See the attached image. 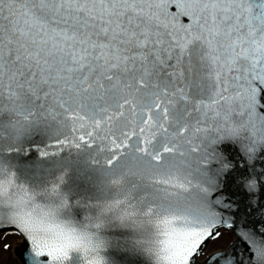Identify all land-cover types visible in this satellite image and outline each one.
Instances as JSON below:
<instances>
[{"label": "water", "instance_id": "1", "mask_svg": "<svg viewBox=\"0 0 264 264\" xmlns=\"http://www.w3.org/2000/svg\"><path fill=\"white\" fill-rule=\"evenodd\" d=\"M147 206L177 208L179 264L223 228L207 264H264V0H0V220L44 227L22 263L166 264Z\"/></svg>", "mask_w": 264, "mask_h": 264}, {"label": "rangeland", "instance_id": "2", "mask_svg": "<svg viewBox=\"0 0 264 264\" xmlns=\"http://www.w3.org/2000/svg\"><path fill=\"white\" fill-rule=\"evenodd\" d=\"M17 236H4L0 237V264H19L14 258L12 251L6 250L9 245L16 244L18 242ZM233 240L232 234L221 235L210 247V252L219 249H226Z\"/></svg>", "mask_w": 264, "mask_h": 264}, {"label": "bare ground", "instance_id": "3", "mask_svg": "<svg viewBox=\"0 0 264 264\" xmlns=\"http://www.w3.org/2000/svg\"><path fill=\"white\" fill-rule=\"evenodd\" d=\"M264 253V251H262Z\"/></svg>", "mask_w": 264, "mask_h": 264}]
</instances>
